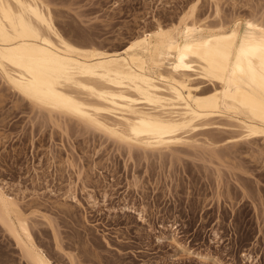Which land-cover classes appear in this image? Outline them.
Here are the masks:
<instances>
[{"label":"rangeland","instance_id":"rangeland-1","mask_svg":"<svg viewBox=\"0 0 264 264\" xmlns=\"http://www.w3.org/2000/svg\"><path fill=\"white\" fill-rule=\"evenodd\" d=\"M47 2L65 37L111 52L154 30L156 21L175 23L195 0ZM213 4L200 0L196 19L216 25ZM218 4L223 21L264 23V0ZM20 100L0 79V185L19 200L31 235L54 264H70L65 254L74 264H264L262 140L229 144L233 132L213 130L205 135L220 146L218 158L198 149L128 156L98 132L49 121ZM0 264H26L1 228Z\"/></svg>","mask_w":264,"mask_h":264},{"label":"bare ground","instance_id":"bare-ground-1","mask_svg":"<svg viewBox=\"0 0 264 264\" xmlns=\"http://www.w3.org/2000/svg\"><path fill=\"white\" fill-rule=\"evenodd\" d=\"M199 1L175 23L156 21L154 30L108 52L65 37L47 0H0V79L47 120L74 121L128 156L198 149L218 158L220 146L205 135L213 130L233 132L229 144L264 142L263 20L223 21L211 0L218 19L211 25L196 19ZM6 192L0 185V228L26 264H54L31 235L19 200Z\"/></svg>","mask_w":264,"mask_h":264}]
</instances>
